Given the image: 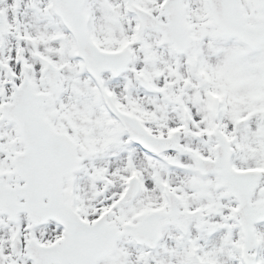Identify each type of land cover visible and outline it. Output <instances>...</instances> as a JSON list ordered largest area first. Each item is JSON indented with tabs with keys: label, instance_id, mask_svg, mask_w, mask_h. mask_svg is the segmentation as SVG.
<instances>
[{
	"label": "snow or ice",
	"instance_id": "obj_1",
	"mask_svg": "<svg viewBox=\"0 0 264 264\" xmlns=\"http://www.w3.org/2000/svg\"><path fill=\"white\" fill-rule=\"evenodd\" d=\"M0 264H264V0H0Z\"/></svg>",
	"mask_w": 264,
	"mask_h": 264
}]
</instances>
